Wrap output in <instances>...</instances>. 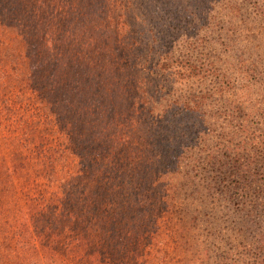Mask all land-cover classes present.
Masks as SVG:
<instances>
[{
	"label": "rangeland",
	"instance_id": "rangeland-1",
	"mask_svg": "<svg viewBox=\"0 0 264 264\" xmlns=\"http://www.w3.org/2000/svg\"><path fill=\"white\" fill-rule=\"evenodd\" d=\"M264 264V0H0V264Z\"/></svg>",
	"mask_w": 264,
	"mask_h": 264
},
{
	"label": "trees",
	"instance_id": "trees-1",
	"mask_svg": "<svg viewBox=\"0 0 264 264\" xmlns=\"http://www.w3.org/2000/svg\"><path fill=\"white\" fill-rule=\"evenodd\" d=\"M36 263H40V264H42V262H36ZM52 264H55V261H54V262H52Z\"/></svg>",
	"mask_w": 264,
	"mask_h": 264
}]
</instances>
